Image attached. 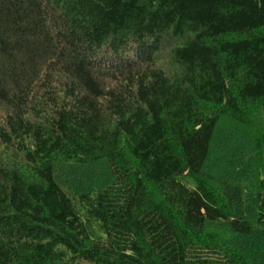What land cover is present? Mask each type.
<instances>
[{"label": "trees", "instance_id": "1", "mask_svg": "<svg viewBox=\"0 0 264 264\" xmlns=\"http://www.w3.org/2000/svg\"><path fill=\"white\" fill-rule=\"evenodd\" d=\"M0 264H264V0H0Z\"/></svg>", "mask_w": 264, "mask_h": 264}]
</instances>
